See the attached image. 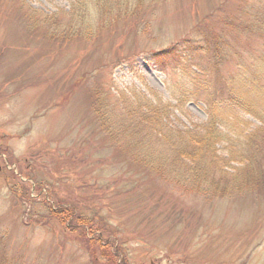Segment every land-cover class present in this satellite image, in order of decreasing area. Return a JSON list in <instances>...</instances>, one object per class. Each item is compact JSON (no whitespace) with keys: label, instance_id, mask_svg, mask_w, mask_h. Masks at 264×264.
<instances>
[{"label":"rangeland","instance_id":"1","mask_svg":"<svg viewBox=\"0 0 264 264\" xmlns=\"http://www.w3.org/2000/svg\"><path fill=\"white\" fill-rule=\"evenodd\" d=\"M245 1L146 0L131 23L114 19L87 38L72 25L75 0H0V264H94L82 227L67 231L47 195L90 219L82 232L99 235L103 264L100 244L116 264H264V172L256 183L239 172H169L167 162L138 177L124 172L136 170V144L149 136L132 133L121 95L156 93L175 104L193 65L181 59L187 41L219 28V3L237 15ZM247 37L234 34L235 48L262 50ZM170 47L180 57L157 55ZM187 51L193 62L208 58L205 49ZM235 56L222 76L238 69ZM196 76L187 84L198 100L172 119L181 129L207 116L202 90L212 75ZM216 178L227 195L211 186Z\"/></svg>","mask_w":264,"mask_h":264},{"label":"trees","instance_id":"2","mask_svg":"<svg viewBox=\"0 0 264 264\" xmlns=\"http://www.w3.org/2000/svg\"><path fill=\"white\" fill-rule=\"evenodd\" d=\"M145 1L75 0L71 3V18L75 19L72 25L89 35L85 37L93 38L95 29L108 27L114 19L119 22L123 18L125 24L131 23L141 14L137 8ZM157 1L159 3L163 0H152V3ZM89 4L93 6L92 9L87 8ZM76 10L77 12L73 13ZM217 10L222 17L219 28L213 29V33H203L200 29L199 37L190 38L192 42L187 41L190 45L186 47L187 50L203 52L205 49L208 58L198 63L192 61L193 57L187 50L181 55V59L193 63L191 65L202 73H196L192 66L190 70H186L175 104L164 101L162 96L156 93V98H144L138 93L134 95L133 101L121 95L124 106L122 109L128 111L132 123L134 122L132 133L140 136L145 132L149 136L148 140L136 144L140 154V158L133 162L136 170L124 172H135L138 177L139 172H148L153 166V170L161 171L162 167L157 166L167 162L171 169L169 172H239L247 175L243 179L245 183H256L258 172H264V43L258 44L256 40L258 37L264 39V0H246L237 15H230L226 9L223 12L221 3L217 5ZM94 18L96 20H93ZM142 20L141 25L145 27L148 20ZM234 34L242 40L249 36L247 40L252 39L254 44L263 45L262 50H258L255 45L246 46V50L236 49L232 40ZM174 51V58L180 57L178 50L172 47L159 51L157 55L161 54L166 58L168 55H174ZM233 56L238 60V69L230 76L224 77L220 73L221 65L231 61ZM209 59L210 68H205ZM203 73L212 75L207 84L209 87L202 90V101L207 116L181 129L172 123L173 117L176 116L175 110L179 108L183 111L186 103L197 97V89L189 88L187 80L191 75H197L198 80ZM248 116L254 118L257 123ZM167 156L172 158L167 160ZM201 174L200 176H204ZM135 179L133 186L138 183ZM40 185L35 188L38 186L41 190L44 185ZM211 186L219 190L220 196L228 194L227 190L221 188L227 187V183L223 184L218 178L213 180ZM30 195L31 193L26 194L27 199L31 201L33 197ZM49 196L44 200L49 212L57 219V216L61 215L62 223L66 222L65 225H68L65 228L67 231L71 228L74 230L77 225L85 231L84 226L90 225V219L80 212L77 213L74 204L73 207H67L65 202H53ZM82 230H79L78 239L86 247L89 246L93 263L103 264L94 246L96 242H101L99 235L89 240ZM99 249L102 251L101 256L105 257L104 264H110V261L112 264L118 262L117 256L110 253L109 249L107 251L105 245L100 244Z\"/></svg>","mask_w":264,"mask_h":264}]
</instances>
